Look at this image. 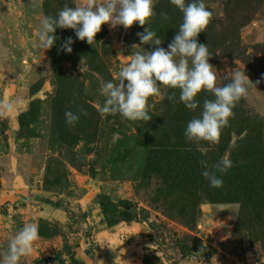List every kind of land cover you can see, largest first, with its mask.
<instances>
[{
  "label": "rangeland",
  "instance_id": "obj_1",
  "mask_svg": "<svg viewBox=\"0 0 264 264\" xmlns=\"http://www.w3.org/2000/svg\"><path fill=\"white\" fill-rule=\"evenodd\" d=\"M204 3L213 17L198 41L213 55L218 86L234 71L264 78V0ZM65 4L75 0H0V42L10 40V24L34 40L37 14L56 17ZM155 11L143 27L104 24L94 46L73 29L57 28L46 59L40 50L21 52L26 59L16 78L0 72V100L23 101L0 119V259L14 235L34 223L38 239L20 264L59 252L80 264H264V113L250 91L219 144L184 135L203 101L214 99L206 91L192 110L180 102L179 90L161 86L164 98L147 123L96 108L106 99L102 82L117 83L134 52L168 49L178 34L183 13L170 0H155ZM147 27L161 45L141 44L137 33ZM69 37L71 53L61 49ZM15 38L23 35L17 31ZM173 93L175 103L167 99ZM81 107L88 115L66 123V112L78 114ZM224 155L232 167L216 173L224 184L214 188L202 171L205 164L215 171ZM177 240L192 251L182 254Z\"/></svg>",
  "mask_w": 264,
  "mask_h": 264
},
{
  "label": "clouds",
  "instance_id": "obj_2",
  "mask_svg": "<svg viewBox=\"0 0 264 264\" xmlns=\"http://www.w3.org/2000/svg\"><path fill=\"white\" fill-rule=\"evenodd\" d=\"M170 2L183 13V22L168 49L156 47L147 53L134 52L125 66L120 68L117 83L102 82L100 94L106 99L103 105L97 104L96 108L102 115L120 114L130 121L147 123L152 120L150 110L155 108L158 99L164 98L161 86L179 90L180 102L192 110L199 106L198 94L206 91L214 99L203 101L201 116L188 122L184 135L189 141L219 144L222 130L229 126L230 120L235 116L233 109L241 99L247 98L252 82L241 71H234L229 83L218 86L214 66L210 63L213 55L206 44L198 41L199 34L207 30L213 13L208 10L204 0ZM160 15L164 19L169 18L166 12H161ZM155 16V0H75V6L65 4L56 17L45 16L41 19L37 33L39 46L44 51L51 49L57 39V28L73 29L79 40H86L89 45L94 46L96 36L102 31L104 24H109L112 29L119 25L128 29L138 22L143 27L149 25ZM137 35L142 45L159 46L162 43L149 27ZM72 43V38H67L61 49L71 53ZM136 47V44L132 45L133 49ZM81 71H84V60L81 61ZM167 99L175 103V93ZM22 104L20 99L0 100V119L10 118ZM65 115L66 123L74 125L81 116H87L88 112L81 107L78 114L67 111ZM231 167V159L224 155L214 166L215 171L207 170L205 164L202 175L212 187L220 188L224 181L216 173L223 175ZM38 236L36 224H25L9 241L0 264H20L22 257L32 254Z\"/></svg>",
  "mask_w": 264,
  "mask_h": 264
},
{
  "label": "crops",
  "instance_id": "obj_3",
  "mask_svg": "<svg viewBox=\"0 0 264 264\" xmlns=\"http://www.w3.org/2000/svg\"><path fill=\"white\" fill-rule=\"evenodd\" d=\"M40 21L41 16L40 14H37V17L34 18ZM13 24H10L9 30L11 31L9 35L11 36L10 40L6 43L0 42V68H4L3 70L0 69V72L3 71V76L8 75L9 78H16L14 72L16 71L17 67H20L21 62L25 61L26 58H21V52H28V51H36L40 50L43 54V57L46 59V51H44L39 46L38 36L35 35L34 40H28L25 34L22 32V28L19 29V26H13ZM36 28L33 27V30L38 33V25ZM25 30V29H24ZM30 30V29H29ZM17 31H19L20 34L23 35L22 41H17L15 38V35L17 34ZM27 34V33H26ZM29 35V34H28ZM44 59V60H45ZM46 61V60H45ZM10 68V70H6L5 68ZM9 73H8V72ZM246 72V71H243ZM248 76L250 81L252 82L249 85V95L250 97H253L255 100L254 104L256 108L264 113V78H258L253 74H245Z\"/></svg>",
  "mask_w": 264,
  "mask_h": 264
},
{
  "label": "trees",
  "instance_id": "obj_4",
  "mask_svg": "<svg viewBox=\"0 0 264 264\" xmlns=\"http://www.w3.org/2000/svg\"><path fill=\"white\" fill-rule=\"evenodd\" d=\"M176 245L177 247H179L180 252L182 254H186L189 253L192 250H189L190 248H188V246H186L183 242L181 241H176ZM57 261L58 264H80L79 260L74 261L73 263H67V261L65 260V258H63L62 253L59 252L57 255L53 256V257H49V258H38L36 259L33 264H48L49 261Z\"/></svg>",
  "mask_w": 264,
  "mask_h": 264
}]
</instances>
